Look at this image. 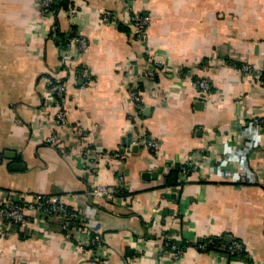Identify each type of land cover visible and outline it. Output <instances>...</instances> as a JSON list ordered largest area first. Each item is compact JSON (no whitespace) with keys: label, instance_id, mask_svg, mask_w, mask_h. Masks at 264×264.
<instances>
[{"label":"crops","instance_id":"obj_1","mask_svg":"<svg viewBox=\"0 0 264 264\" xmlns=\"http://www.w3.org/2000/svg\"><path fill=\"white\" fill-rule=\"evenodd\" d=\"M40 1L0 0V204L57 196L84 226L63 230L39 212L26 231L0 222V264H264V126L252 123L264 117V0H137L150 18L144 44L123 0H73L74 18L43 15ZM54 23L63 41L85 38L86 50L63 47ZM146 51L164 67L135 83L136 114L127 89L148 66ZM55 79L68 81V119L85 135L57 128ZM55 131L59 145H48ZM143 134L159 147L140 143ZM197 153L199 173L183 177L178 166ZM96 185L114 196L92 197ZM93 234L104 243L98 256ZM167 235L235 240L246 251L234 258L192 247L173 261Z\"/></svg>","mask_w":264,"mask_h":264},{"label":"built area","instance_id":"obj_2","mask_svg":"<svg viewBox=\"0 0 264 264\" xmlns=\"http://www.w3.org/2000/svg\"><path fill=\"white\" fill-rule=\"evenodd\" d=\"M137 0H123L124 9L128 17L129 22L132 24L134 29V39L139 44H144L147 40V27L150 22V18L146 14L139 13L135 10ZM55 0H41L39 8L41 14L49 15L54 18L58 14L64 13L69 17L74 18L77 14V8L74 5L73 0H68L65 8L52 9L51 5ZM101 21L104 23H111L114 19L113 15L109 12L103 11L100 15ZM51 36L63 45L67 49H78L84 51L87 48L88 42L85 38L79 36H72L67 40H61L59 35L58 25L54 23L51 26ZM65 42V44H64ZM146 57L148 58V66L144 70L133 76L131 86L127 89L130 100L132 101L136 114H139L141 110V98L140 90L138 85L135 84L144 78L154 79L159 70L163 69L164 65L160 60H157L155 55L146 51ZM239 70L245 74H252L254 69L248 64H242ZM79 79L82 85L88 86L90 84L91 76L87 69L81 68L78 70ZM264 74H261V81L264 84ZM198 87L203 96H206L210 92V85L206 79H200ZM68 81L64 80H50L48 90L51 95V99L55 107V121L58 129H65L74 132L78 135H85L83 129L79 126H73L70 124L68 119V112L66 110L67 94L66 89ZM252 123L256 126H264V117L252 118ZM59 131H55L48 136L45 142L51 146L59 145ZM140 143L146 145L148 148L156 150L159 147L158 141L146 134H143L140 138ZM198 154V155H197ZM190 159L178 166L180 174L187 178L191 174L200 170L202 154L197 153ZM203 173L201 172V176ZM89 195L96 198H112L114 196L113 190H110L107 186L96 185L90 190ZM35 212L41 213L46 218H54L61 222V228L63 230L68 229L69 226H84L82 216L74 209L66 206L62 203L57 196H33L28 199L26 196L11 195L0 204V222L5 223L6 226H16L17 228L26 231L31 227V215ZM89 244L92 247L93 256L102 254L104 243L99 235H92ZM163 247L168 252L169 257L173 261H177L182 258L185 251L189 248L196 247L198 250H215L224 251L229 254H235L241 251H246L238 242H230L228 245H223L219 240L210 237L206 240L193 244L190 242H175L171 236H164ZM107 254L108 251H105Z\"/></svg>","mask_w":264,"mask_h":264},{"label":"trees","instance_id":"obj_3","mask_svg":"<svg viewBox=\"0 0 264 264\" xmlns=\"http://www.w3.org/2000/svg\"><path fill=\"white\" fill-rule=\"evenodd\" d=\"M67 3H68V0H55V2L51 5V7H52V9H59V8H65L66 7V5H67ZM72 36H74V35H72ZM72 36H69L68 37V39L69 38H71ZM64 44H65V42H64ZM169 185H172V182H167ZM213 238H215V239H217V240H219V242L221 243V244H223V245H228V244H230V242H233V241H235V240H232V241H230V242H225L224 240H223V238H220V237H213ZM235 242H238V241H235ZM238 243H240V242H238ZM240 245L242 246V244L240 243ZM243 247V246H242ZM244 248V247H243ZM245 249V248H244ZM218 251V250H217ZM222 252H224V251H222ZM224 253H226V252H224ZM228 256H230V257H237V256H242V257H244V255H245V251L243 250V251H241V252H238V253H235V254H229V253H226Z\"/></svg>","mask_w":264,"mask_h":264}]
</instances>
